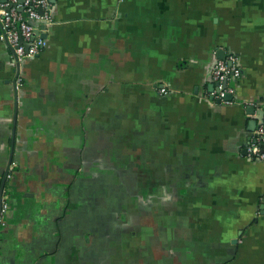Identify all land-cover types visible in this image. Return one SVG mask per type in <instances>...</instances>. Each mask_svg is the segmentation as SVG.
Segmentation results:
<instances>
[{
	"label": "crops",
	"instance_id": "obj_1",
	"mask_svg": "<svg viewBox=\"0 0 264 264\" xmlns=\"http://www.w3.org/2000/svg\"><path fill=\"white\" fill-rule=\"evenodd\" d=\"M49 1L18 90L0 43V264H264V0Z\"/></svg>",
	"mask_w": 264,
	"mask_h": 264
},
{
	"label": "built area",
	"instance_id": "obj_2",
	"mask_svg": "<svg viewBox=\"0 0 264 264\" xmlns=\"http://www.w3.org/2000/svg\"><path fill=\"white\" fill-rule=\"evenodd\" d=\"M52 8L49 0H0V43L10 52L15 69V90L22 86L20 65L27 59H33L46 45L45 29L52 24ZM240 68L237 59L232 54L216 59L210 67L208 82L215 87L212 98L220 104H232L225 100L226 96L233 98L234 82L240 78ZM160 94H167L162 88ZM255 129L251 132L245 147L246 156L253 161H264V100L263 108L255 117ZM8 210V202L0 199V234L4 218Z\"/></svg>",
	"mask_w": 264,
	"mask_h": 264
},
{
	"label": "water",
	"instance_id": "obj_3",
	"mask_svg": "<svg viewBox=\"0 0 264 264\" xmlns=\"http://www.w3.org/2000/svg\"><path fill=\"white\" fill-rule=\"evenodd\" d=\"M1 1L4 2L5 0H1ZM222 58H223V52L222 53H218L216 59H222ZM212 89H213V85H208V90L211 91ZM231 99H232L231 96H226L225 97V100H231ZM217 103H219V101H217ZM246 110H247V114H251L252 113V108L251 107H248ZM255 124H256V121H252L249 124V130H252L255 127ZM14 130H15V118H14V121H13V124H12V133L14 132ZM11 156H12V154L10 155V158H9V161H8V164H7V168H6L5 172H4V175H3L1 183H0V199L2 197V192H3L4 187H5V182H6V178H7V175H8V170H9V167L11 165V159H12Z\"/></svg>",
	"mask_w": 264,
	"mask_h": 264
}]
</instances>
